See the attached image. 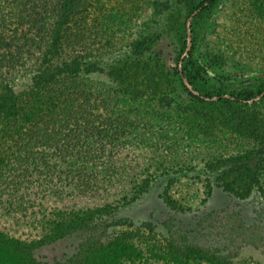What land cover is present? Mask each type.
Instances as JSON below:
<instances>
[{"label": "rangeland", "instance_id": "obj_1", "mask_svg": "<svg viewBox=\"0 0 264 264\" xmlns=\"http://www.w3.org/2000/svg\"><path fill=\"white\" fill-rule=\"evenodd\" d=\"M77 11L70 44L92 70L76 81L105 132L82 170L51 142L0 163V264H177L187 249L264 264V97L203 102L181 74L194 61L211 83L264 79V0H86ZM28 63L1 77L24 88ZM115 238L124 251L106 247Z\"/></svg>", "mask_w": 264, "mask_h": 264}, {"label": "trees", "instance_id": "obj_2", "mask_svg": "<svg viewBox=\"0 0 264 264\" xmlns=\"http://www.w3.org/2000/svg\"><path fill=\"white\" fill-rule=\"evenodd\" d=\"M84 1L0 0L1 8L11 6L10 12L0 10V118L5 120L4 127L0 128V143L7 144L6 152L0 144V163L5 159L23 162L33 158L38 152L42 153L36 146L51 142L57 153L78 162V165L70 164L71 167L80 166L82 170L91 141L101 138L105 132L92 124L90 93L76 81L81 71L87 73L92 69L88 63L77 61L70 44L76 33L78 6ZM205 2L194 5L190 13ZM65 49L72 51L62 58ZM185 49L186 42H183L181 54ZM27 63L33 66V73L24 88L15 89L1 77V71L27 66ZM181 74L189 85L188 88L183 84V91L188 97L203 102L225 96L239 102L264 97V79L244 88L221 81L211 83L194 61L183 62ZM96 118L100 115L96 114ZM117 239L106 247L124 251L123 240ZM182 256L183 261L176 259L177 264H190L196 259L212 264H233L229 256L213 258L208 252L198 253L192 249H187Z\"/></svg>", "mask_w": 264, "mask_h": 264}]
</instances>
